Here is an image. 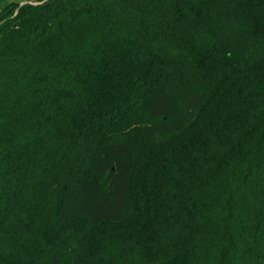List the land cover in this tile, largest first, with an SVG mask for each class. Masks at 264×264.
<instances>
[{"label": "trees", "instance_id": "obj_1", "mask_svg": "<svg viewBox=\"0 0 264 264\" xmlns=\"http://www.w3.org/2000/svg\"><path fill=\"white\" fill-rule=\"evenodd\" d=\"M29 1L0 12V264H103L82 223L264 264V0Z\"/></svg>", "mask_w": 264, "mask_h": 264}, {"label": "rangeland", "instance_id": "obj_2", "mask_svg": "<svg viewBox=\"0 0 264 264\" xmlns=\"http://www.w3.org/2000/svg\"><path fill=\"white\" fill-rule=\"evenodd\" d=\"M31 2L29 0H0V12L1 10L10 3H23ZM5 12L4 15H7ZM192 116H189L188 121L192 120ZM166 140H156L155 145L161 146ZM91 229L95 232L99 241L105 244L106 247L103 249L93 251L96 260H103V264H150L147 263V256L149 251L147 249H141L133 244L129 238H127V228L126 227H113L107 225L92 226L87 223H82L72 229L64 231L71 242H73V237L75 234H80L86 229ZM98 241V240H96ZM70 242V244H71ZM104 254H99L100 252Z\"/></svg>", "mask_w": 264, "mask_h": 264}]
</instances>
